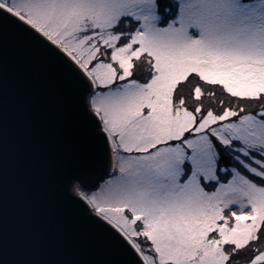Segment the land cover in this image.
I'll return each instance as SVG.
<instances>
[{
    "label": "snow or ice",
    "instance_id": "obj_1",
    "mask_svg": "<svg viewBox=\"0 0 264 264\" xmlns=\"http://www.w3.org/2000/svg\"><path fill=\"white\" fill-rule=\"evenodd\" d=\"M9 29L86 97L105 171L66 180L119 264H264V0H0Z\"/></svg>",
    "mask_w": 264,
    "mask_h": 264
},
{
    "label": "water",
    "instance_id": "obj_2",
    "mask_svg": "<svg viewBox=\"0 0 264 264\" xmlns=\"http://www.w3.org/2000/svg\"><path fill=\"white\" fill-rule=\"evenodd\" d=\"M84 100L45 49L12 29L0 33V264L123 260L66 180L82 172L91 183L105 171ZM107 161L110 172V143Z\"/></svg>",
    "mask_w": 264,
    "mask_h": 264
},
{
    "label": "rangeland",
    "instance_id": "obj_3",
    "mask_svg": "<svg viewBox=\"0 0 264 264\" xmlns=\"http://www.w3.org/2000/svg\"><path fill=\"white\" fill-rule=\"evenodd\" d=\"M105 179H108V177H106ZM103 180L100 182V184H103ZM96 189H92V190H90V191H95ZM88 192V191H87Z\"/></svg>",
    "mask_w": 264,
    "mask_h": 264
},
{
    "label": "trees",
    "instance_id": "obj_4",
    "mask_svg": "<svg viewBox=\"0 0 264 264\" xmlns=\"http://www.w3.org/2000/svg\"><path fill=\"white\" fill-rule=\"evenodd\" d=\"M185 91H187V88H185ZM250 108L253 107L252 105L249 106Z\"/></svg>",
    "mask_w": 264,
    "mask_h": 264
}]
</instances>
